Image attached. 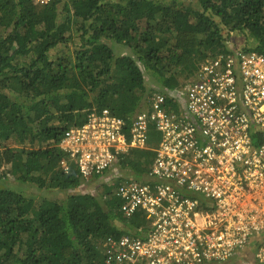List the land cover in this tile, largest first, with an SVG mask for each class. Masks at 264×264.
<instances>
[{"label":"trees","instance_id":"1","mask_svg":"<svg viewBox=\"0 0 264 264\" xmlns=\"http://www.w3.org/2000/svg\"><path fill=\"white\" fill-rule=\"evenodd\" d=\"M191 1L0 0V264H105L106 237L148 230L144 212L122 214L113 184L107 196L72 192L81 180L60 168L59 142L93 112L132 120L146 107V73L157 90L176 89L232 36L264 53V0ZM149 135L119 162L141 181L160 141L153 127Z\"/></svg>","mask_w":264,"mask_h":264},{"label":"built area","instance_id":"2","mask_svg":"<svg viewBox=\"0 0 264 264\" xmlns=\"http://www.w3.org/2000/svg\"><path fill=\"white\" fill-rule=\"evenodd\" d=\"M145 101L129 122L93 112L59 142L63 172L76 169L78 188L95 184L82 192L107 196L113 184L125 217L144 212L141 236L101 241L105 264H264V53L228 46L182 86L151 89ZM151 127L160 141L141 181L119 162L148 147Z\"/></svg>","mask_w":264,"mask_h":264},{"label":"rangeland","instance_id":"3","mask_svg":"<svg viewBox=\"0 0 264 264\" xmlns=\"http://www.w3.org/2000/svg\"><path fill=\"white\" fill-rule=\"evenodd\" d=\"M166 3H171V1L173 0H162ZM178 2H181V3H185L186 5H191L192 6V1L191 0H176ZM244 37L241 36V35H238V36H232L228 42V46H233L234 44L236 45H240V46H243V43H244ZM107 43H109L111 45V47L114 49L115 53L119 54V55H125V54H131V50L130 48H128L125 44H118V42L116 41H107ZM145 80H146V84L148 86V89L151 90V89H158V85L155 83L154 80H152L149 76L148 73H146V76H145ZM156 147V145L154 146ZM124 173V171H123ZM14 183V182H13ZM17 183V182H16ZM26 188L23 190L27 193V195H30V194H38V189L34 186V185H31V184H28L27 186H25ZM95 184H91V185H82L81 188H78L76 190H72V192H82L84 191V189H91V190H95ZM96 190L98 193H101L102 190H103V186L102 185H97L96 187ZM68 191L67 192H55L54 191V194L53 195H56V197L58 198H65L67 195H68Z\"/></svg>","mask_w":264,"mask_h":264}]
</instances>
